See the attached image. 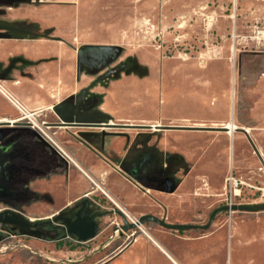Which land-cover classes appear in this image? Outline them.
I'll return each mask as SVG.
<instances>
[{
  "label": "crops",
  "instance_id": "obj_1",
  "mask_svg": "<svg viewBox=\"0 0 264 264\" xmlns=\"http://www.w3.org/2000/svg\"><path fill=\"white\" fill-rule=\"evenodd\" d=\"M129 1L0 0V19L26 33L0 36V125L19 122L15 100L48 125L52 138L70 156L61 157L30 129L3 135L0 152L9 168L1 173L7 195L0 199V211L12 210L28 224H61L54 222L59 213H71L87 199L92 212H105L95 219L93 237L79 241L66 233L64 224L56 231L50 225L44 234L30 235L32 248L9 251L6 264H264V209L217 218L209 228L167 229L147 221L154 226L138 232L121 229L119 214L204 225L200 223L213 200V183L248 163L264 166V67L252 84L242 87L253 99L244 123L237 118L235 88L227 86L231 75L226 59L204 68L189 61H161L151 77L122 73L107 82L103 78L106 86L99 81L90 87L92 100L98 97L94 107L107 115L110 127L105 130L127 132V145L122 135L91 145L77 135L79 128L60 124L52 110L89 81L76 75V48L85 43L87 18L122 15ZM135 9H141L138 3L130 8ZM249 61L254 66L260 59ZM151 145L176 178L171 192L157 187L152 167L149 173L139 172L149 177L143 181L124 170L137 166ZM115 216L122 223L104 232L116 224ZM118 239L122 241L105 254ZM100 254L106 256L96 260Z\"/></svg>",
  "mask_w": 264,
  "mask_h": 264
},
{
  "label": "rangeland",
  "instance_id": "obj_2",
  "mask_svg": "<svg viewBox=\"0 0 264 264\" xmlns=\"http://www.w3.org/2000/svg\"><path fill=\"white\" fill-rule=\"evenodd\" d=\"M136 3L141 9L131 12V6ZM121 12L122 15L87 18L84 27L87 29V37L84 38L85 43L80 46L109 44L119 46L120 51L97 72H90L87 67L81 68L80 76L89 79L81 88H87L86 94H91L90 87L99 81L106 86L105 82L115 76L112 73L104 77L105 82L100 76L109 68L120 64L124 66L127 59L131 60V63L125 69L122 68L119 75H137L140 78L151 77L154 65L161 61H189L204 68L210 61L226 59L229 61L231 75L227 86L230 90L231 86L235 88L237 118L240 122H245L248 107L253 99L243 92L242 87L246 83L252 84L254 76L264 67V0H130L127 10ZM44 25L50 27L48 24ZM253 57L262 62L259 61L253 66L249 61ZM104 68L107 70L99 74ZM201 73L205 75L203 71ZM213 185V200L208 206V214L202 218L200 224H205L210 212L220 205L263 203L264 166L261 163L256 166L248 163L242 170L230 171L226 177ZM236 213L244 211H218L209 227L218 221L217 218L222 221ZM131 219L133 218L128 221ZM113 221L116 224L104 232H113V226L122 223L119 216H115ZM0 224L8 225L0 232V264H6L4 257L9 251L25 249L27 246L32 248L33 244L29 242V239H32L31 234L27 229L24 230L23 225ZM104 224L106 223H102V226ZM151 226L154 224L141 225L143 229ZM132 230L138 232V227L129 229V232ZM121 241L122 239H118L111 243L105 254L111 252L117 242ZM105 254L96 255V260L103 258Z\"/></svg>",
  "mask_w": 264,
  "mask_h": 264
},
{
  "label": "water",
  "instance_id": "obj_3",
  "mask_svg": "<svg viewBox=\"0 0 264 264\" xmlns=\"http://www.w3.org/2000/svg\"><path fill=\"white\" fill-rule=\"evenodd\" d=\"M0 36H25V32L18 33V29L13 23L0 19ZM23 34V35H22ZM120 51V47L117 45L109 44H84L76 48V75L80 76L81 68L87 67L86 65L92 63L93 67H88L90 72H97L100 68L107 65L112 61ZM123 68V64L116 67L109 68L100 78L108 77L112 73L116 77L119 75V71ZM87 88H83L77 93V95H70L63 98L61 101L52 106V110L60 119V124L65 126H73L79 128L77 135L85 142L95 145L94 141H98L100 144L104 143V138L109 135H122L126 138V145L129 143V134L127 132H113L106 131L105 127L109 128L110 124L106 123L105 119L107 115L96 109L95 102L92 101V97H85ZM102 127L100 130H95V128ZM4 128H0L3 130ZM6 134V133H5ZM4 133L0 135V140L2 139ZM144 135V134H143ZM139 135L136 136V139ZM0 146L1 143H0ZM155 147L151 145L147 151H142L141 158L137 161V166L131 167L129 169L124 168L125 172L133 179L143 181V178H149L148 176L141 177L139 175L140 171H147L151 167L152 171L156 173V176L152 177L157 181V187L166 192H171L175 189L177 185L176 178L170 175L168 168L163 166V160L155 155ZM9 167L3 162L2 154L0 152V178L3 170H7ZM7 193L2 189L0 184V199H3ZM89 207V201L84 199L81 201L80 207L76 211V217L65 223V231L70 235H76L79 241L86 240L95 235L97 231V223L95 221L96 217L102 216L105 212L94 211L91 212ZM264 209V202L258 205H252L249 203H230L225 205H220L214 208L209 214L208 221L204 225H194V224H179V223H167L163 218H159L152 214L141 215L134 219V221H128L125 213L119 211L122 216L123 224L120 226L124 231L143 225L147 221H153L167 229H187L208 227L215 214L221 210H239V211H258ZM0 223H14L19 225H27L25 221L19 214L12 210L4 209L0 211Z\"/></svg>",
  "mask_w": 264,
  "mask_h": 264
},
{
  "label": "flooded vegetation",
  "instance_id": "obj_4",
  "mask_svg": "<svg viewBox=\"0 0 264 264\" xmlns=\"http://www.w3.org/2000/svg\"><path fill=\"white\" fill-rule=\"evenodd\" d=\"M131 60H129V59H127V62H125V64H124V66H123V69H125L126 68V66L127 65H129V63H131L130 62ZM87 66V68L88 67H93V64L92 63H90V64H88V65H86ZM107 70V68H104V69H102V70H100L99 72H101V73H99V74H102L103 72H105ZM99 76V75H98ZM90 90V89H89ZM75 95H77V94H75ZM91 94H86L85 95V97H88V96H90ZM93 101V100H92ZM98 101V97H94V101L93 102H97ZM4 128L3 130H0V135L1 134H5V135H7L8 136V134H10V135H14L15 133H17V129L16 128H21V131L20 132H22L23 131V133H25V132H28V130L30 129V130H32V131H34L35 133H37L35 130H33V129H31L29 126H28V124H27V122H25V121H19V122H17V123H14V124H1L0 125V128ZM38 134V133H37ZM39 135V134H38ZM40 137V136H39ZM42 140H43V138H41ZM45 141L46 140H43V143H45ZM47 143V142H46ZM2 147L0 146V149H1ZM147 151V150H146ZM7 201H4V203H6ZM80 207V204L78 205V207H76L75 209H74V211L72 210V212L71 213H68L67 211H65V212H62V213H59L57 216H56V218H55V220H54V222H60L61 224H49L47 221H44V220H40V221H35V222H33V223H29V224H27V225H24V226H22L23 228H24V230H26V231H28V233H30L31 235H41V234H44L45 233V231H46V228L47 227H49L50 225H52V231H56V229L58 228V226H63V224H65V223H67V222H69V221H71V220H73L75 217H76V211H77V209ZM93 210L91 209V212H92ZM71 214H73L74 215V217L73 218H71L70 216H71ZM72 215V216H73ZM7 224H5V226L4 225H2V224H0V232L3 230V229H6L7 228Z\"/></svg>",
  "mask_w": 264,
  "mask_h": 264
},
{
  "label": "built area",
  "instance_id": "obj_5",
  "mask_svg": "<svg viewBox=\"0 0 264 264\" xmlns=\"http://www.w3.org/2000/svg\"><path fill=\"white\" fill-rule=\"evenodd\" d=\"M2 90L1 84H0V91ZM13 104L15 106H17L20 110H21V114L20 116L17 118V121H25L27 122L28 126L35 130L39 136L41 138H43L44 140H46L50 145H52L53 147H55V149L58 151L59 155L63 158H65L66 160H70V156L66 153V151L59 146V144L52 138V136L50 135L49 131H48V125L43 123V121H40L36 115H34L32 112H25L21 109L20 105L13 100L12 101ZM126 215V214H125ZM127 218H132L128 215H126ZM135 218L131 219V221H134ZM139 229H141L142 231L143 228L141 227V225L138 226Z\"/></svg>",
  "mask_w": 264,
  "mask_h": 264
},
{
  "label": "bare ground",
  "instance_id": "obj_6",
  "mask_svg": "<svg viewBox=\"0 0 264 264\" xmlns=\"http://www.w3.org/2000/svg\"><path fill=\"white\" fill-rule=\"evenodd\" d=\"M229 127H230V129H231V128H233V125H232L231 123H229Z\"/></svg>",
  "mask_w": 264,
  "mask_h": 264
}]
</instances>
